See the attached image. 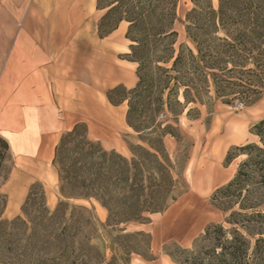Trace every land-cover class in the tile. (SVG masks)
<instances>
[{
  "label": "rangeland",
  "instance_id": "rangeland-1",
  "mask_svg": "<svg viewBox=\"0 0 264 264\" xmlns=\"http://www.w3.org/2000/svg\"><path fill=\"white\" fill-rule=\"evenodd\" d=\"M112 1L114 0H102V4ZM131 1L151 10L152 15L148 19L153 24L156 23L153 17L161 13L166 15L164 22L172 20V29L176 32L175 54L180 45H186L195 51L186 31L187 25L198 21L195 15H190L193 20L187 18L193 9L199 11L208 5L213 9L218 8V0ZM106 11L107 8L99 12L92 11L88 17L90 23L97 26ZM117 16V13L111 14L108 24L114 22ZM261 19L263 29L260 32L264 41V16ZM121 23L108 38L113 43L119 59L130 53L131 44L125 37L128 23ZM218 34L223 35L221 32ZM170 65L171 63H168L164 66ZM185 70L188 72L187 83L191 87L199 85V71H194L188 61ZM182 91L181 87L178 94L171 97L168 108L164 105L162 110L153 113L139 104L138 114L134 116L136 121H154L160 124V129L169 126V130L175 135L170 141L164 140L166 135L160 139V133L147 136L165 148L169 159L168 165L173 179L171 195L174 199L166 200L163 211L144 213V223L107 225L108 212L104 208L105 213L100 215L95 200L88 202L66 199L59 194L61 184L66 191H83L79 184L82 179H94L96 172L100 173L103 179L105 171L116 168V163L119 162L109 155L103 156L104 148L101 144L89 143L84 127H80L78 134L68 139L60 150L56 164L51 162L39 166L41 180L30 184L29 197L23 202L21 214L13 218L0 217V264H179L167 253L178 256L179 249L190 248L192 241L200 235L207 223L218 222L229 228L230 225L224 220L231 210L238 209V205L222 212L214 205H219L221 201H212V194L216 186L224 183L234 171V163L229 167L222 166L226 153L230 151L235 154L238 152L233 149L235 146L256 140L249 130L254 122L264 119V96L253 105H241L243 100L239 95L229 103H223L221 99H216L213 87L210 86L208 91L202 94L203 103L196 100L184 105ZM120 94L121 92L117 93L115 98ZM167 94L168 90H165L164 99ZM127 109L125 101V120ZM133 132L124 123L123 126L107 133L109 142L103 145L119 147L120 139L127 140L141 155L137 134ZM142 146L149 148L146 144ZM132 157V153L126 156L128 160ZM20 163L19 159L15 160L11 156L9 150L6 151L0 170V181L6 180L19 168ZM59 172L63 177H66L68 172L75 173V176H69L62 182ZM153 178L155 181L160 177ZM43 182L56 190L57 199L53 204H49L48 197L43 194ZM144 183L148 184L147 180ZM110 187L114 188V185L111 184ZM5 200V196L0 194V214ZM59 202H62V205L57 209ZM115 205L118 206L116 201L113 206ZM78 206L86 209H80ZM261 209L264 210V205ZM257 226L264 233V218ZM240 231L250 238L252 243L255 238L264 237V234L250 237L243 229Z\"/></svg>",
  "mask_w": 264,
  "mask_h": 264
},
{
  "label": "trees",
  "instance_id": "trees-1",
  "mask_svg": "<svg viewBox=\"0 0 264 264\" xmlns=\"http://www.w3.org/2000/svg\"><path fill=\"white\" fill-rule=\"evenodd\" d=\"M105 8L106 13L97 23L98 36H107L122 21H126L125 37L131 44L130 53L125 58L137 63L136 84L129 89L117 85L107 91V98L112 104L127 102L126 123L137 134L138 149L142 154L139 155L130 143L134 156L130 160L115 151L102 149L103 156L109 155L119 161L116 168L106 170L103 179L97 172L94 179H82L79 184L83 191L79 193L66 191L62 184L58 190L66 199L88 202L93 199L98 202L108 212L107 225L144 223V213L163 211L166 200L174 199L167 152L147 136L160 133L158 137L162 139L165 135H175L169 126L160 129V124L154 121H136L134 116L138 114L139 104L153 113L162 110L164 105L168 108L171 97L177 95L181 87L184 105L196 100L203 103L202 94L210 86L216 99H221L223 103H229L238 95L243 100L241 105H253L262 99L264 41L260 30L263 29L264 0H218L217 9L210 5L199 11L193 9L187 18L193 20L190 15H195L199 22H191L186 31L195 51L180 45L176 54V32L172 29V20L164 22L165 13L153 17L156 21L153 24L148 19L151 18V10L131 0H114L105 5L102 0H96V9ZM114 13L118 16L108 24L109 16ZM187 61L194 71H199V85L195 84V87L186 81ZM168 63H171L169 67L164 66ZM165 90H168L166 99L163 98ZM119 92L120 96L115 98ZM80 127H84L86 137L83 123L75 124L71 130L64 132L55 147L53 164H56L62 147L78 134ZM249 132L256 140L235 146L233 149L238 151L235 154L226 153L224 165L237 157L240 160L232 178L212 194V201H221L219 205H214L222 212L238 205V209L231 210L224 220L230 227L218 222L207 223L190 248L179 249L178 256L167 253L173 261L179 264H264V237H257L252 243L240 231L243 229L250 237L264 234L257 226L264 218V210L261 209L264 205V119L254 122ZM86 139L89 143L95 142ZM144 144L149 148L143 147ZM8 150L7 141L0 136V170ZM73 175L75 173L68 172L63 177L59 172V179L63 182ZM154 176L160 178L153 181ZM146 180L148 184L144 183ZM111 184L114 188L110 187ZM28 197L29 194L26 199ZM115 201L120 207L113 206ZM61 205L62 202H59L57 209Z\"/></svg>",
  "mask_w": 264,
  "mask_h": 264
},
{
  "label": "crops",
  "instance_id": "crops-1",
  "mask_svg": "<svg viewBox=\"0 0 264 264\" xmlns=\"http://www.w3.org/2000/svg\"><path fill=\"white\" fill-rule=\"evenodd\" d=\"M92 11H100L96 0H0V136L21 161L0 181L6 199L2 218L21 214L30 184L41 180L39 166L51 164L61 135L75 124L83 123L86 137L104 149L131 154L127 140L120 139L119 147L103 143L124 123L132 130L125 101L110 103L107 91L117 85L132 88L137 63L119 59L108 39L122 23L100 38L88 18ZM239 160L222 165L235 167L216 188L232 178ZM43 191L53 204L56 190L43 182Z\"/></svg>",
  "mask_w": 264,
  "mask_h": 264
},
{
  "label": "bare ground",
  "instance_id": "bare-ground-1",
  "mask_svg": "<svg viewBox=\"0 0 264 264\" xmlns=\"http://www.w3.org/2000/svg\"><path fill=\"white\" fill-rule=\"evenodd\" d=\"M50 203H52V199H50ZM95 204L97 205V207L99 209L100 215H103V213H105V212H103V211H105V209L102 208L97 202H95ZM97 207H96V209H97ZM101 210H102V212H101Z\"/></svg>",
  "mask_w": 264,
  "mask_h": 264
}]
</instances>
